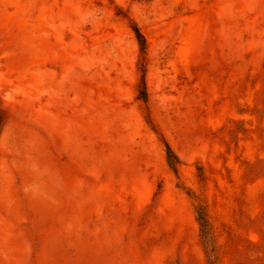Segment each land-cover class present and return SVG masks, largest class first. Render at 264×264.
Segmentation results:
<instances>
[{"label": "rangeland", "instance_id": "374dc122", "mask_svg": "<svg viewBox=\"0 0 264 264\" xmlns=\"http://www.w3.org/2000/svg\"><path fill=\"white\" fill-rule=\"evenodd\" d=\"M0 264H264V0H0Z\"/></svg>", "mask_w": 264, "mask_h": 264}, {"label": "trees", "instance_id": "16d2710c", "mask_svg": "<svg viewBox=\"0 0 264 264\" xmlns=\"http://www.w3.org/2000/svg\"><path fill=\"white\" fill-rule=\"evenodd\" d=\"M140 36V35H139ZM141 38V37H140ZM141 43H142V46H143V50H145V46H146V42L144 40L141 39Z\"/></svg>", "mask_w": 264, "mask_h": 264}]
</instances>
